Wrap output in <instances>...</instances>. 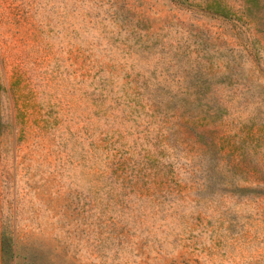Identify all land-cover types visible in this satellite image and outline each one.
I'll return each mask as SVG.
<instances>
[{
  "label": "rangeland",
  "instance_id": "374dc122",
  "mask_svg": "<svg viewBox=\"0 0 264 264\" xmlns=\"http://www.w3.org/2000/svg\"><path fill=\"white\" fill-rule=\"evenodd\" d=\"M0 264H264V0H0Z\"/></svg>",
  "mask_w": 264,
  "mask_h": 264
}]
</instances>
